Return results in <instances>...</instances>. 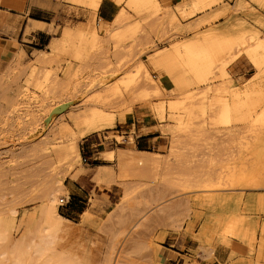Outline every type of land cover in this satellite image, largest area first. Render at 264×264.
I'll list each match as a JSON object with an SVG mask.
<instances>
[{
  "label": "bare ground",
  "instance_id": "obj_1",
  "mask_svg": "<svg viewBox=\"0 0 264 264\" xmlns=\"http://www.w3.org/2000/svg\"><path fill=\"white\" fill-rule=\"evenodd\" d=\"M70 1L83 4L91 11L92 33L99 36L96 21L103 0ZM220 2L193 0L188 15L216 11ZM253 2L264 10V0ZM238 4L243 7L244 1L240 0ZM159 7L160 0H125L124 8L118 12L112 25L116 47L122 48V44L141 28L140 22L124 26L129 11L145 20ZM227 11L226 8L221 14ZM250 16L264 26L263 15L252 13ZM36 29L48 28L30 20L26 33ZM37 52L36 62L39 65L30 64L24 68L31 69L25 82L36 81L44 71V82L36 85L43 91L44 97L54 94L76 72L74 64L84 63L89 56L87 46L69 38L68 34L64 39L54 37L48 52ZM242 52L257 71L258 81L242 89L235 88L231 96L225 97L224 84L213 85L218 79L217 72L224 71ZM53 53L68 56L67 69H55L53 64L58 62ZM13 54L9 47L0 50L2 65ZM20 57L25 59V54L20 53ZM151 65L164 85L182 97L153 107L155 114L169 123L166 126L172 124L167 131L173 134L171 156L175 161H182V150L189 145L187 139H182L191 135L189 117L192 104L198 95L196 90L203 87L206 91L200 96L208 100L211 128L227 130L233 138L232 150L241 145L242 153L237 158V168L223 167L219 174L201 172L195 180L194 190L190 192H187L191 189L188 178L173 193L164 189L162 184L146 192L141 188L143 185L134 187L123 182L124 196L110 215L109 225L101 229L107 237V250L100 258V264H138L143 252L151 249V243L140 240L139 231L147 227L153 216L168 217L179 224L196 210L208 216L200 235L204 258L214 257L212 241L219 233V243L232 248V264H264V226L259 229L257 224V217L264 215V195L257 194L250 199L247 196L250 191H259L264 186V39L251 32L239 15L233 14L222 27L208 26L201 33L175 42L169 50L161 48L153 55ZM12 68L5 66L6 70L0 74V85L5 77L11 75L12 70L8 69ZM23 76L25 74L21 73L15 81H21ZM135 84V76L122 80L126 90ZM122 86L116 85L98 93L91 102L77 111L72 110L68 122L58 128L53 140H42L41 150L46 152L53 166L57 163L69 166L80 163L83 160L81 140L118 128L120 119H125L122 112L129 107L125 102L117 104L114 101V98H122ZM32 114L33 111L28 109L26 117ZM243 128H246L248 137L237 142L236 138ZM153 155L152 152L134 148L115 149L108 145L103 156L109 165L96 166V191H104L105 186L132 177L157 183L159 176L151 166L157 167L158 162ZM82 172L79 169L76 175ZM237 193L240 195L236 196ZM186 195L188 197L182 198ZM64 196H69V189L61 170L55 167L41 186L37 197L40 204L34 211L8 208L7 201L0 199V264H92L91 253L83 246L78 247L72 239L76 232L72 221L60 212ZM87 213H83L81 222L88 218ZM154 263L153 256L141 264Z\"/></svg>",
  "mask_w": 264,
  "mask_h": 264
},
{
  "label": "rangeland",
  "instance_id": "obj_2",
  "mask_svg": "<svg viewBox=\"0 0 264 264\" xmlns=\"http://www.w3.org/2000/svg\"><path fill=\"white\" fill-rule=\"evenodd\" d=\"M192 1L160 0L159 10L145 20L129 11L124 26L140 22L141 28L134 37L126 40L120 49L116 47L113 38V19L105 23L97 19L99 36H95L90 23L91 11L83 4L71 1L83 10H76L73 23L67 27V34L76 42L85 44L89 56L84 63H75L73 69L77 70L72 77L47 97L36 87L44 82L45 72L42 71L36 81L32 80L28 84L25 80L31 69L24 68L30 64L37 65V50L48 52L53 39L29 40V34L26 31L24 34V26L13 37L0 38V50L9 47L10 51L17 54H13L4 65L0 60V74L4 73L7 65L14 68L8 69L12 70L11 75L5 77L0 85V199L7 201L8 208L15 207L32 212L40 204L37 197L41 186L48 180L55 167L60 169L69 189V196L62 197L60 212L72 221L76 228L72 239L78 243V247L83 246L91 253L92 264H100V258L107 250V237L101 229L109 225L110 215L124 196L123 182L134 187L143 185L141 188L146 192L162 184L164 189L173 193L178 185L188 178L191 189L187 192H190L194 190L195 180L201 172L219 174L223 167L238 166L237 158L242 153L241 145L233 151V138L229 132L211 128L208 100L200 96L206 91L204 87L196 90L198 95L192 104L189 117L191 135L182 139H187L189 144L182 150V161L178 162L172 158L173 134L167 131L172 124L166 126L169 123L161 120L153 107L163 101L178 100L182 97L164 85L151 65V59L161 48L169 50L175 42L185 40L186 36L201 33L208 26H224L233 14L239 15L251 32L264 39V26L250 16L252 13L264 16V10L255 6L253 0H243V7L238 4L240 0H221L215 8L216 11L188 15L192 10ZM120 2L122 9L125 0ZM226 8L227 13L221 14ZM51 31L57 33L58 30L53 27ZM54 37L64 39L65 31ZM20 53L25 54V59L20 57ZM53 58L58 62L53 64L55 69H67V55L53 53ZM21 73L25 76L21 81H15ZM58 73L62 74L59 71ZM132 76H135L136 84L126 90L122 86V80ZM217 76L218 79L213 85L216 87L224 84L225 97L231 96L235 88L242 89L258 81L257 71L246 60L244 52L224 71H218ZM116 85L122 86L123 95L122 98H114V101L117 104L125 102L129 105L122 114L125 117L135 116L137 124H145L148 128L138 133L136 127L131 133H119L126 127L125 119H120L117 129L92 139L104 141L107 146L111 145L115 149L134 148L154 153L153 157L157 159L158 166L151 168L157 172L159 181L150 183L146 179L132 177L126 181L111 183L105 186L104 191L98 192L95 180L90 183L87 181L96 172V166L109 165V162L103 155L98 156L100 158L97 160L90 159L87 150L83 151L86 140L79 142L83 160L74 166L63 163L53 166L46 152L41 150V142L48 138L53 140L58 128L68 122L72 110L77 111L84 104L91 102L95 95ZM28 109L32 110L33 114L26 117ZM146 132H156L159 136L155 140L156 144L149 149H143L145 145L142 143L138 145L139 137ZM247 137V130L243 128L236 141H245ZM113 168L115 169L114 165ZM79 169L86 172L82 178H79L81 173L76 175ZM257 194L264 195V186L259 191H250L247 196L250 199ZM186 197L188 195L182 198ZM85 211H88V218L81 222ZM207 217L202 211L196 210L190 218L176 224L168 217L153 216L147 227L139 231L140 240L151 243V249L143 252L138 264L153 256L154 264H214V257L208 259L202 256L203 243L200 235L207 223ZM257 224L259 229L263 228L264 215L257 217ZM218 238L219 233H216L212 241L213 254L217 249L220 250L226 258L223 264H232V248L219 243Z\"/></svg>",
  "mask_w": 264,
  "mask_h": 264
},
{
  "label": "crops",
  "instance_id": "obj_3",
  "mask_svg": "<svg viewBox=\"0 0 264 264\" xmlns=\"http://www.w3.org/2000/svg\"><path fill=\"white\" fill-rule=\"evenodd\" d=\"M121 0H103L98 11V21L106 22L107 20H114L118 12L121 10ZM83 8L73 4L70 0H0V38H11L24 26V34L30 20L39 22L47 26L48 29H36L31 31L29 40H51L54 35L65 31L67 34V27L73 23L74 17ZM81 14H84L81 12ZM54 27L57 33L51 30ZM125 130L122 132H129L136 127L137 133L148 127L144 124H137L135 116L127 115L125 117ZM150 127V126H149ZM118 133V134H119ZM159 136L156 132H146L139 137L138 145L141 143L145 145L143 149H149L156 144V138ZM93 138V137H92ZM89 138L85 141L83 151L87 150L90 159L97 160L98 156L103 155L107 151V145L104 141L99 142L96 139ZM87 145V147H86ZM144 151V150H143ZM146 151V150H145ZM150 152V151H147ZM86 175V172L81 173L79 178ZM94 175L88 179V183L94 182ZM214 264H222L225 261V255L220 250L214 253Z\"/></svg>",
  "mask_w": 264,
  "mask_h": 264
}]
</instances>
